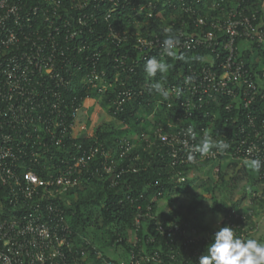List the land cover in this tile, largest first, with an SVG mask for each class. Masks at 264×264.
<instances>
[{"label": "built area", "instance_id": "1", "mask_svg": "<svg viewBox=\"0 0 264 264\" xmlns=\"http://www.w3.org/2000/svg\"><path fill=\"white\" fill-rule=\"evenodd\" d=\"M165 28L179 40L176 56L198 52L202 61L164 85L169 97L157 108L173 109L167 124L90 144L88 90L114 92L111 105L122 112L153 85L115 90L123 75L151 57L170 58ZM90 36L100 45L92 56ZM75 81L87 94L80 101ZM205 135L229 147L193 152L190 161ZM140 146L179 183L204 164L219 178L225 164L264 162V0H0V264H92L91 255L102 264H198L217 230L157 222L145 241L156 246L143 253L139 232L143 219H155L151 206L143 214L138 205L125 261L104 258L67 220L65 198L91 178L119 177L120 161ZM257 173L264 184V168ZM246 220L229 210L220 228L246 238Z\"/></svg>", "mask_w": 264, "mask_h": 264}, {"label": "trees", "instance_id": "2", "mask_svg": "<svg viewBox=\"0 0 264 264\" xmlns=\"http://www.w3.org/2000/svg\"><path fill=\"white\" fill-rule=\"evenodd\" d=\"M160 22L157 19L152 20V28L159 31ZM91 46L88 53L92 56L98 50L100 45L95 43L94 36H90ZM249 56L246 55L247 61ZM96 62L91 58L89 63L92 66ZM169 65V71L165 78L161 80V74L151 79L146 77L144 72V64L135 68V73L124 74L120 83L115 86V90L123 91V89L137 88L146 86L148 83L155 84L162 82L164 85H172L176 80L182 79L180 73H186L190 68H198L202 65L201 54L198 52H190L175 57H170L166 61H162ZM104 61L97 63V68L101 69ZM106 65V64H105ZM109 69L110 77H113V71ZM129 76H131L129 78ZM125 83V86L122 85ZM90 99L98 100L105 111L112 117V122L108 125H100L92 127V121L89 122V143H103L111 145L116 139L126 137L133 134H142L155 128L160 124H167L168 118L171 116L173 109L166 108L165 105L157 108V101L164 99L159 96L152 87L146 89L143 95L137 96L129 101L122 112L115 113L111 105L110 99L114 97V92L106 93L104 96H99L93 89H89ZM73 96L80 101L81 97H86V91L82 89L78 81H75L73 88ZM165 100V99H164ZM91 116L92 110L89 109ZM217 126L220 127L219 124ZM139 155L140 158H134ZM119 168L124 169V172L117 178L114 176L106 177L104 179L91 178L87 186L71 193L65 198L64 209L66 210L67 220L75 230L83 236L88 235V228L93 229V234L89 239L91 248L96 247L104 258H110L109 252L122 248L126 254L132 249V243L128 241V235L135 230L136 218L140 214L138 205L142 206V213L147 212L148 206L152 207L151 214L155 216L154 220L143 219L141 223V230L139 236L141 242L139 248H143V253L149 252L153 249L155 244H147V233L154 235V228L157 222H160L158 213V201L164 197L166 193L171 194L174 188L178 185L174 181L169 180V173L164 164L159 159L153 158V155L144 152L143 147L140 146L134 149L132 156L120 161ZM234 176L230 181H226L229 174L222 175L221 182L230 191H234L246 181L249 177L247 170L243 164H234ZM204 164L202 167H207ZM240 170L237 172V168ZM115 184L112 185V181ZM254 184L261 183L258 173L252 179ZM143 195L141 199L140 196ZM131 197V199H129ZM204 197L196 196L195 204L198 206ZM255 200V198H253ZM216 205V211L224 208V205ZM196 206H191L186 213L176 211L169 217L164 218L163 223L176 222L178 224H190L201 231H209V228L202 225L200 222H194L191 215L194 213ZM239 210L237 204L226 210ZM244 214V213H243ZM247 220L243 222L244 226H249L251 223L250 214H245ZM162 246V245H161ZM142 250V249H141ZM114 258V257H113ZM116 259V258H115ZM92 264H102L101 261L96 260V257L91 255Z\"/></svg>", "mask_w": 264, "mask_h": 264}, {"label": "rangeland", "instance_id": "3", "mask_svg": "<svg viewBox=\"0 0 264 264\" xmlns=\"http://www.w3.org/2000/svg\"><path fill=\"white\" fill-rule=\"evenodd\" d=\"M92 114L90 119L91 126L108 125L112 122V117L105 113L104 107L96 100L89 102ZM243 164V162L241 163ZM234 164H225L222 166V175L229 174L234 176ZM249 177L240 187L234 191H230L221 182V176L217 178L210 166L199 167L186 173L184 181L178 184L174 191L166 193L162 199L158 201V213L160 222L164 218L169 217L176 211L186 213L193 205L196 206L191 219L194 222H200L209 230H218L225 219L226 210L237 204L239 210L244 214H251V223L247 230L246 238H257L264 241V184H254L252 179L256 177L257 172L250 170L245 166ZM201 195L204 200L197 206L195 204L196 196ZM255 198V200H253ZM224 205L219 211H216V204ZM164 217V218H163ZM93 234V229L88 228L87 238ZM133 233L128 235L129 243H132ZM116 259L126 260L128 255L119 248L108 254Z\"/></svg>", "mask_w": 264, "mask_h": 264}, {"label": "clouds", "instance_id": "4", "mask_svg": "<svg viewBox=\"0 0 264 264\" xmlns=\"http://www.w3.org/2000/svg\"><path fill=\"white\" fill-rule=\"evenodd\" d=\"M165 38L162 41L163 52L169 57H175V48L179 43L177 36L170 28L164 29ZM169 71V65L156 57L149 58L144 64L146 77L151 79L159 72L163 80ZM191 78H188L190 81ZM152 89L165 100L169 97V91L162 82H156ZM187 134L194 137L191 128ZM229 147L224 141H215L205 135L200 143L189 150L188 159L193 160L192 153H199L202 157L222 153ZM243 166L250 170L260 172L264 168V162L259 159H245ZM198 264H264V241L257 238H244L236 235L232 227H221L213 235L212 241L207 245L206 251L199 257Z\"/></svg>", "mask_w": 264, "mask_h": 264}, {"label": "water", "instance_id": "5", "mask_svg": "<svg viewBox=\"0 0 264 264\" xmlns=\"http://www.w3.org/2000/svg\"><path fill=\"white\" fill-rule=\"evenodd\" d=\"M240 170V167L237 168V172ZM233 176L229 175L226 177V181H230V179L232 178Z\"/></svg>", "mask_w": 264, "mask_h": 264}]
</instances>
